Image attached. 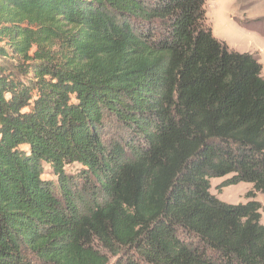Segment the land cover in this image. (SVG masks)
Here are the masks:
<instances>
[{
    "label": "trees",
    "instance_id": "obj_1",
    "mask_svg": "<svg viewBox=\"0 0 264 264\" xmlns=\"http://www.w3.org/2000/svg\"><path fill=\"white\" fill-rule=\"evenodd\" d=\"M205 1L0 0V264H264L261 203L209 192L264 195L262 66Z\"/></svg>",
    "mask_w": 264,
    "mask_h": 264
},
{
    "label": "rangeland",
    "instance_id": "obj_2",
    "mask_svg": "<svg viewBox=\"0 0 264 264\" xmlns=\"http://www.w3.org/2000/svg\"><path fill=\"white\" fill-rule=\"evenodd\" d=\"M206 24L211 28L214 38L223 41L230 50L238 53H249L257 56L262 66L261 75L264 79V0H206L204 3ZM260 19L249 26L247 21ZM104 138L116 141L119 131L109 125L103 132ZM66 173L75 175L80 171L78 164L66 167ZM230 176L210 180V194L226 204H244L249 200L261 203L260 222L264 225V195L255 193L252 184L239 183L221 188ZM43 180L56 183V178L49 167L43 171ZM252 192L251 195H248ZM114 263L111 258L109 264Z\"/></svg>",
    "mask_w": 264,
    "mask_h": 264
}]
</instances>
